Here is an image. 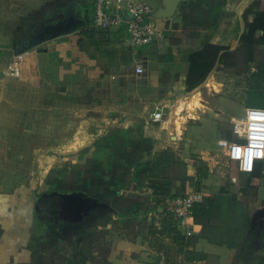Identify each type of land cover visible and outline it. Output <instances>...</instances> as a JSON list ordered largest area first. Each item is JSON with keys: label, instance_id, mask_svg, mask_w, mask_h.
Masks as SVG:
<instances>
[{"label": "rangeland", "instance_id": "374dc122", "mask_svg": "<svg viewBox=\"0 0 264 264\" xmlns=\"http://www.w3.org/2000/svg\"><path fill=\"white\" fill-rule=\"evenodd\" d=\"M58 1L0 0V77H3L2 70L9 64L12 59V54L25 46H18V42L23 34L32 30L33 21L40 19V22L37 23L39 25L47 19L50 12L58 15V11L54 10V6L52 8L50 7ZM86 1L92 2L93 0ZM243 1L245 0H240L238 3H226L223 11L228 13L229 16L219 22L216 30V32L219 31L223 39L229 38V41L234 43V45L236 44V47L239 44L236 42L241 33V25H245L242 18L243 12L251 4L243 5L239 8L240 3ZM72 2L80 4L78 0H72ZM146 2L155 14L157 5L153 3L154 1L147 0ZM263 6L264 4L262 6L259 4L258 9ZM79 8L80 19L86 23H91L93 14L90 7L81 6ZM251 19L249 17V20ZM156 20L154 17L152 18V21ZM170 20L172 21V25H175L174 22L178 21L177 25L179 29H182L180 24L181 20L177 14ZM102 34L94 32L92 35H81L80 37L87 43H93L94 41L99 44H105L108 41L117 44L120 43L119 40H122L123 46H128L126 35L119 36L113 31ZM42 46L40 45L38 48H42ZM29 49H26L24 52L29 51ZM234 49L236 48L230 49V51ZM135 50H140L141 57L144 59H147L146 57L148 56L154 61L155 59L157 61V57L153 54L156 47L152 46L150 48L145 47ZM147 50L149 54H146ZM169 51L171 52V49ZM24 52L17 53L18 55L16 57L21 56ZM36 53L38 52L36 51ZM172 55L173 59H177V62L180 60L184 62L180 61V65L182 66L183 72L185 71V66V72L187 73L188 62L183 53L173 50ZM138 63L140 61L137 57L128 63V68ZM171 67L172 69L174 68L173 62ZM212 72L213 75L207 80H204L202 88L199 87L200 85L198 86L199 90L196 91L199 92V95H196L197 98H194L197 92L191 96V99L189 98L190 109L192 110L184 108V105H182L184 101L182 99L183 97L179 96V94H176L170 100L171 103L169 104L157 102L160 106L162 104L164 105L162 106L163 121L158 124L167 122L168 125L170 120V123H172L171 127H179L180 121L178 118L182 117L183 113L185 114L188 110L193 112L191 113L192 115L196 108H202L200 103L208 102L209 104H206V106H211L213 110L218 111L222 115L220 122L225 126V128L216 126L213 131L214 133L208 135L207 140L213 141L217 145V141L221 139V132L224 131L222 137H225L228 133L227 130L232 120L229 117L240 119L244 117L246 108H257L246 103V95L251 85L258 86L259 91L264 93V82L261 81V79H264V45L259 48L256 55V62L250 66V72L248 74L238 77L221 71V68L218 67L214 68ZM214 72H221V74L218 75ZM257 77L259 78L258 80L256 79ZM54 78H56L55 66ZM55 82H58V80ZM73 82H79L78 77H75ZM64 84L66 85H64L65 91L67 88L70 91L68 92L69 97L64 100H57V98L49 96L52 99L44 100L43 107L44 124H47L46 122L49 123L48 125H44V128L58 129L62 133V137L58 139V142H60L59 146L55 141L50 140L49 136H44V157L42 165H31L29 171L32 173V177L26 179L27 181L30 179L35 180L36 186L34 193L37 197H40L42 194L46 195L47 193L54 192V198L42 199L38 203L39 211L36 213V216L40 219V222L37 223L36 229L40 232L39 236L42 237L40 248H42L41 253L43 255V257L39 255L40 259L37 260L38 264H108L106 262V256L112 244L103 238V233L107 231L106 229L104 230L106 225H108L107 229H110V231L117 232L118 237L129 236L132 240H135L136 235H142L150 247L157 248L158 244L162 243L160 236L158 237L161 234L164 237V241H167L168 244L170 241L175 246H178L179 243L184 246L186 242L191 240H181L176 232L171 235L175 224L168 218V221L164 220L166 218L161 213V206L165 198L178 193L181 183H184L187 189L199 183L200 190L206 196L220 198L218 201H215L217 203L225 199L226 201L228 199H236L239 203V210L245 212L250 221L256 219L257 212L264 206V176L261 177L262 180L257 191H248L245 195H242L241 187L243 184V176L239 175L237 170L238 166L235 162L213 167L208 166V163L207 166L205 165L207 160H201L195 157L190 158L187 165L181 162L180 157L171 156L167 158V162H163L161 157H155V160L160 159L164 165L166 164L165 168H162L163 164L159 165L157 167L159 173L155 174V170L153 173V167L145 157L148 154L138 152L139 155L137 154V157L133 154L134 148L140 147L142 149L145 146L140 140L134 139L142 137L139 130H126L129 134L133 133L130 134L132 136L131 138H127L128 136L126 138L123 137L120 135L122 130L115 128H112L104 136L95 137L98 134V127L93 124L84 126L82 120L88 114L86 113L85 106H89V104L94 105L93 101L97 103V100H93L97 97V94L87 91L84 93L82 88H77L78 85L71 86L72 83L70 81H66ZM55 91L54 94L57 96L59 94V88H56ZM181 92L188 93L185 90ZM204 120L212 122L210 117H204ZM194 129L190 131L189 135L194 141H197L199 132H194ZM88 130H91V132L88 133ZM73 134H75L74 141L72 139ZM50 135H54V133ZM106 137H112V142L106 141L103 143L102 140ZM98 144L99 147H97ZM213 160L216 163H221V159L219 158H214ZM128 161H138L142 167L136 169L135 166H128ZM150 161L155 162L154 158ZM198 167L201 168V171H206L205 179H200V175L196 170ZM102 169L106 171L104 172L105 176L103 177V181L108 184H112L113 181L119 182V184L113 183L114 186L110 192H107L112 193L114 191V197L108 195L106 198H103L105 204L103 203L104 205L91 209L83 219L69 221L72 216L65 204L67 201L63 197L65 194H58L57 190H53V188L73 189L78 185V181L89 178L92 182L90 185L91 189H93V192L90 191L92 195L102 196L103 192L107 190V186L106 184L104 186L101 182L102 180L94 174V171L102 172ZM84 172L91 173L87 174ZM176 180L179 181L178 186ZM206 205L208 203L205 200L203 207ZM240 211L237 215L242 213ZM225 213V210H213L208 220L201 218V222L209 223L207 234L210 235L211 239L217 240V242L232 243L237 250L238 256L251 254L252 257L261 256L264 259V233L260 234L263 229L258 226L256 227V234L260 236L254 242L251 241L249 243L247 230H243L241 236L234 241L233 238L228 237L221 239L216 234L217 232L214 231L211 234L209 233L211 231L210 229L218 228V233L220 232L224 236L227 234V229L230 225L225 224L226 222L222 223L221 221V219H225L223 216ZM240 222V220L235 221L238 226ZM168 224H170V230L167 229ZM237 225L236 230L239 229ZM198 227L201 228L193 221L194 233L198 230ZM229 229L233 230V227L230 226ZM82 233L86 236L85 240L81 236ZM173 238L176 239L173 240ZM94 252L97 255H93ZM244 253L250 254L245 255ZM262 263L264 264L263 261L260 264Z\"/></svg>", "mask_w": 264, "mask_h": 264}, {"label": "crops", "instance_id": "0c3cea01", "mask_svg": "<svg viewBox=\"0 0 264 264\" xmlns=\"http://www.w3.org/2000/svg\"><path fill=\"white\" fill-rule=\"evenodd\" d=\"M106 1L115 3L117 0ZM123 1L147 4V0ZM151 1L157 5V11L161 1ZM78 2L80 4L75 3L74 9H72L73 6L67 9L73 4L72 0H59L57 5L50 7L54 6V10L58 13L66 11L70 14L69 16L74 15L76 18H80L79 7L81 6L88 8L87 4L92 3L90 9L93 10L94 0L92 2L78 0ZM177 22L175 21L174 24H178ZM155 23L159 30L166 24L169 27L172 26L171 20H157ZM79 32L77 30L75 33L47 39L40 44L43 45L42 48H38L40 45H37V48L32 47L24 52L18 65L17 77H6L3 73L6 68L2 70L3 77H0V264H38L37 260L43 257L42 248H40L42 237L36 229L37 223L40 222L36 216L39 211V205L38 207L36 205L37 195L34 193L36 183L34 179L28 181L26 179L32 177L29 171L31 165H42L44 136H49L50 140L55 141L59 146L58 139L62 137V133L58 129L44 128V125L49 123L44 124L43 107L46 99L55 97L57 100H64L69 97L70 91L68 88L65 91L64 87L66 81H70L71 86L78 85L77 88H82L84 93L87 91L97 94V97L93 99L97 100V103L93 101L94 105L85 106L88 114L82 120L84 126L93 124L98 127V134L95 137L104 136L115 128L122 131L139 130L142 138L151 140L152 150L146 153L148 156L145 157L153 167V173L154 170L155 174L159 173L157 167L163 164L162 161L167 162V158L171 156L180 157L184 165H187L192 157L207 160L206 166L209 164L208 166L216 167L230 163L222 155L221 149L213 141L207 140L208 135L214 133L216 126L225 128L220 122L222 115L211 106H206L208 102L200 103L202 108L194 110L192 115L195 116L191 115L192 111L187 110L185 114L183 113V116L178 118L179 127H171L170 120L168 125L167 122L158 124L151 121V108L154 103L169 104L170 100L179 94L183 97L181 98L184 100L182 103L184 108L190 109L191 96L199 90V87L202 88L204 81L198 88L187 90L186 68L184 66L183 72L180 65L182 60L177 62V59H173L174 68L172 69L171 65L163 64L158 58L157 61L148 56L144 59L141 57L140 50L132 49L129 43L127 47L123 46L122 40H119L120 43L117 44L111 41L105 44L94 41L87 43L82 40ZM28 33L23 34L18 46L24 45L27 37L30 36ZM202 41V37L198 40L186 39L177 45L170 43L167 49H171V54L173 50L181 52L187 59L188 54L197 50ZM210 42L230 49L236 48V44L231 43L229 38L223 39L219 31L212 35ZM17 53L18 51L12 54L11 60L18 55ZM146 54H149L148 50ZM137 57L140 63L128 68V63ZM137 65H142L144 69L140 75L135 73ZM54 66L56 78H54ZM214 73L221 74V72ZM212 75L213 72L206 80ZM75 77H78L79 82H73ZM56 80L58 82H55ZM56 88H59L58 97L54 94ZM162 88L166 90L167 96L160 99L159 90ZM184 90L188 93L181 92ZM197 93L195 97L193 96L194 98L199 95V92ZM204 117H210L212 122L204 120ZM230 128L229 126L227 132ZM193 129L194 132H199L197 141L189 135ZM89 132L91 130H88ZM223 132L220 138L226 139L222 137ZM51 133L54 135H50ZM72 139L74 141L75 134ZM155 157H161L163 160H155ZM152 158L156 163L150 161ZM214 158L221 159V163H216ZM163 167L165 168L166 164H163ZM176 184L178 186V180ZM107 227L108 225L104 227L107 231L103 233V238L112 244L106 256L108 264H157L160 258L159 253H161L160 244L170 249L173 255L170 258V261L173 260L172 264H244L238 262L235 248L198 238L201 232L199 227L189 239L191 241L185 240L188 242L180 248V252L178 246L171 244L170 241L169 244L163 241L154 248L149 246L142 235H136L135 240L129 236L118 237L117 232H112ZM179 245L181 246V243ZM170 252L164 253L165 256L167 255L166 260H169ZM93 255L97 253L94 252Z\"/></svg>", "mask_w": 264, "mask_h": 264}, {"label": "trees", "instance_id": "16d2710c", "mask_svg": "<svg viewBox=\"0 0 264 264\" xmlns=\"http://www.w3.org/2000/svg\"><path fill=\"white\" fill-rule=\"evenodd\" d=\"M227 2L231 3H238L240 0H183L178 8L177 15L179 19L181 20L180 24L182 26V29H179L178 25H172L171 27L166 24L164 28L161 29V32L167 36L170 39V42L172 45L180 44L184 40L192 39V40H198L199 37L203 35V41L201 42L200 47L195 50L191 51L187 56V62H188V69L186 73V81L185 85L187 90H192L196 87H198L202 82L208 77V75L214 70V68L218 67L221 68V71H224L229 74H233L234 76H244L250 72V66L253 65L256 62V55L258 53V50L261 46L264 45V6L259 8V4L262 6L264 4V1H254L252 2L243 12L242 18L245 23V29L242 35L239 38V44L233 51H230L228 47L220 46L211 44L210 39L212 35L216 32L219 22L226 18L228 13H226L224 10V6ZM88 7L92 8V3L87 4ZM249 17L252 19L249 20ZM87 24V23H86ZM85 24V25H86ZM85 25H82L80 27H75L67 32H62L58 36L69 34V33H75L78 29L83 28ZM81 35H92L89 34L87 31H82L80 33ZM260 34V35H258ZM80 35V36H81ZM81 41V38H80ZM80 43V42H79ZM152 47V46H151ZM156 47V46H154ZM154 56H156L163 64L171 65L173 61V56L171 52L167 48H158L156 47V50L153 52ZM257 76V75H256ZM259 79L258 77L256 78ZM261 81L264 82V79H261ZM166 95V90L163 88L159 90V98L162 99ZM246 103L249 105H253L257 107V109L264 110V93L259 91L258 86L251 85L247 91L246 95ZM133 134V133H130ZM128 132L121 131L120 135L123 137L131 138L132 136ZM227 140H234V138L231 136L230 131L225 136ZM134 138V135H133ZM112 137L105 138L103 141H111ZM137 140H140L145 146L141 149L140 147L133 149V154L135 157H137L138 152L141 153H149L152 150V142L149 139H144L142 137L134 138ZM101 141V140H100ZM101 141V142H102ZM99 147V144L98 146ZM139 155V154H138ZM236 163L238 166L237 161H231L230 163ZM128 166H135L136 169L139 167H142V165L136 161H128ZM264 169V160L262 161H256L253 164V168L251 172H242L239 169V175H242L243 177V184L241 187V194L245 195L248 191H257L258 187L260 186L261 181V173ZM102 172L94 171V174L97 175L102 181V183L106 184L107 190L103 192L102 196L99 195H92L90 191L93 192V189H91V180L89 178L82 179V181L77 182V186L73 189H61L60 187L53 188V190H57L58 193L63 194H70V195H80L89 199H92L93 201H96L99 204H105V201L103 198H106V196L110 195L114 197L115 193L114 191L112 193L110 192L111 188L114 186V184H119V182L113 181L112 184H108L105 181H103V177L105 176L106 172L104 169H102ZM197 172L200 175V179L204 178L206 176V171H201V168L196 169ZM84 173H91V172H84ZM80 177V173H79ZM196 186H199L196 184ZM187 187L184 185V183H181L180 190L178 193H185L187 192ZM176 193V195L178 194ZM219 197L214 198H206V202L208 205L203 207V204L196 206L192 211V216L194 219V223L201 227V234L198 238L208 240L209 242L226 245L228 247H235L232 243H223V242H217V240H212L210 235L207 234V229L209 226V223H203L201 222V218L208 220L211 217V214L214 211L217 210H225L226 213L224 216L225 219H221L222 223L229 224L233 227L232 229H227V234L224 236L218 233L219 229H210L209 233L211 232H217L219 238H233V241L236 238H239L241 236L243 230H247V235L249 237V242H254L260 235L257 236L256 234V227L252 226V221L248 219V216L245 214V212H242L239 210V203L236 201V199L232 200H222L220 202L218 201ZM103 204V205H104ZM216 204V205H215ZM264 207V206H263ZM242 212L237 215L238 212ZM228 220H227V219ZM224 220V222H223ZM240 220V225L238 226L235 221ZM165 224V223H164ZM236 225L239 227L238 230H236ZM168 230H170V224L167 225ZM262 233H264V227L262 228ZM176 231L175 229L172 230L171 233H174ZM179 237L181 236L180 233L177 232ZM81 236L85 240V234H81ZM181 240H183V237H180ZM176 238H174L175 240ZM248 240V239H247ZM159 245V244H158ZM185 245V244H184ZM183 245H178V251L180 252V248H182ZM245 247V246H244ZM159 251L166 253L170 252V249L168 247H163L162 244L159 245ZM245 255L250 253H244ZM167 256V255H166ZM173 257L172 253L170 252L168 259L166 260V264H172L173 260L170 261V258ZM247 261V262H246ZM264 262V259L262 257H252V255H239L238 256V262H242L244 264H260L261 262ZM73 264V263H70ZM263 264V263H262Z\"/></svg>", "mask_w": 264, "mask_h": 264}, {"label": "built area", "instance_id": "2783aa9c", "mask_svg": "<svg viewBox=\"0 0 264 264\" xmlns=\"http://www.w3.org/2000/svg\"><path fill=\"white\" fill-rule=\"evenodd\" d=\"M92 14L91 23H87L82 29L80 28V32L87 31L89 34H94V32L97 34H107L109 31H113L119 36L126 35L129 45L134 49H142L149 46H156L158 48L170 46V39L157 28L155 21H152L154 17L153 9L145 3L123 0L109 3L106 0H94ZM20 59L21 56H18L9 62L3 72L6 77H17L19 75L18 65ZM143 72L142 65L135 67L136 74L140 75ZM253 113L264 114V110L246 108L243 118H235L230 121V133L234 140L230 141L221 138L217 141V146L221 149L222 155L230 162L237 161L238 169L242 172L251 171L242 170L243 154L237 160L232 157L231 150L233 146L247 148L253 143L250 137L253 135H264V132H253L251 130L253 127L264 128V121H251L248 119L249 115ZM163 116L162 106L158 105V103L154 104L151 112V121L153 123H161ZM220 141H224L225 143L221 144ZM256 143H264V141H256ZM261 150L264 151V149ZM262 160L264 158L256 159L254 157L252 168L254 162ZM261 174V177L264 176V169ZM206 198L208 196L200 190V186L193 185L185 193L173 194L165 198L161 206V213L166 218L164 220L168 221L169 219L175 224L173 229L176 231L174 232L180 233V237L188 240L194 234L192 211L196 206L203 204ZM159 236L163 242L164 237L162 234ZM159 257L157 264H166L164 252L159 253Z\"/></svg>", "mask_w": 264, "mask_h": 264}, {"label": "water", "instance_id": "95a60500", "mask_svg": "<svg viewBox=\"0 0 264 264\" xmlns=\"http://www.w3.org/2000/svg\"><path fill=\"white\" fill-rule=\"evenodd\" d=\"M160 1H161V6L155 12L154 18L157 20H170L171 18H173L177 14L178 8H179V6L183 0H160ZM253 1H256V0H245V1L240 3L239 8L242 7L243 5H249ZM239 8H238V10H239ZM85 24H86V22H84L80 18H76V16L71 15V16L67 17L64 21H62V22L60 21L58 23V25L54 27V31H56V32H54V36L49 37L47 39L58 37V35L62 32H67V31H69L75 27H80V26L85 25ZM241 28H242V31H241L240 36L244 32L245 25H243V26L241 25ZM42 37L43 36H39L38 38H42ZM36 46H37V43H30L27 47H23L21 50H19L18 53L24 52L26 49L36 47ZM62 90H64V88H62ZM63 197L66 198L68 201L70 199L72 202L74 199H76L75 196H71L68 194L63 195ZM102 205L103 204L99 205V204L93 203V205L91 207H87L86 209L81 208L80 205L75 206V208H76L75 210L69 209L70 210L69 212H71V216H72V218L69 221H74V220L79 221V220L83 219V217L87 216L88 212L91 209H94L97 206L99 207ZM255 218L256 219L252 221V226H255L256 223L264 224V207L259 212H257Z\"/></svg>", "mask_w": 264, "mask_h": 264}, {"label": "flooded vegetation", "instance_id": "af4514ba", "mask_svg": "<svg viewBox=\"0 0 264 264\" xmlns=\"http://www.w3.org/2000/svg\"><path fill=\"white\" fill-rule=\"evenodd\" d=\"M75 3H73L71 6L69 5L67 7V9H69L70 7L73 6L72 9L75 8ZM71 9V10H72ZM70 14L65 12H59L58 15H55L54 12H50L49 16L47 17V19L41 23V24H37L38 22H40V19L38 21H36V23H32V30H30V32L28 34H30V36L27 37L25 43H24V47H27L30 43H37V45H40L43 41L47 40V38L54 36V27L58 25V23L61 21H64L67 16H69ZM74 27V26H73ZM39 36H43L42 38H38ZM35 38V39H34ZM44 39V40H43ZM60 194V193H58ZM70 195V194H68ZM71 196H75L76 199L73 200V202L69 199V201L67 200L65 202L67 209H76L75 206L80 205L81 208L86 209L87 207H91L93 205V203L95 204H99L96 201H93L92 199L83 197V196H78V195H71ZM50 198H54V192H50L45 194H42L40 197H36V205L38 207V203L42 201V199H50ZM101 205V204H99ZM70 211V210H69ZM71 213V212H70ZM260 227L263 228L264 224H259L256 223L255 226L253 227Z\"/></svg>", "mask_w": 264, "mask_h": 264}, {"label": "clouds", "instance_id": "9594fccd", "mask_svg": "<svg viewBox=\"0 0 264 264\" xmlns=\"http://www.w3.org/2000/svg\"><path fill=\"white\" fill-rule=\"evenodd\" d=\"M251 121H264V114L253 113L248 117ZM253 132H264V128L253 127L251 129ZM253 141L247 148H242L239 146H233L231 150V155L234 159L239 160L243 154L244 160L242 162V170L251 171L253 158L261 159L264 158V143H256V141H264V135H253L250 137ZM221 144L225 143L220 141Z\"/></svg>", "mask_w": 264, "mask_h": 264}]
</instances>
